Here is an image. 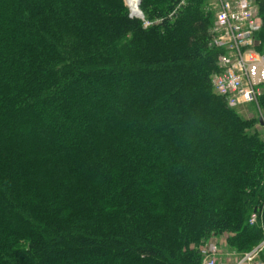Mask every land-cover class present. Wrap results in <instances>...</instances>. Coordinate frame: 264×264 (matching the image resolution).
<instances>
[{"label":"trees","instance_id":"trees-1","mask_svg":"<svg viewBox=\"0 0 264 264\" xmlns=\"http://www.w3.org/2000/svg\"><path fill=\"white\" fill-rule=\"evenodd\" d=\"M140 8L153 24L126 0H0V264H203L216 237L264 241V91L257 119L215 92L206 0Z\"/></svg>","mask_w":264,"mask_h":264},{"label":"built area","instance_id":"built-area-1","mask_svg":"<svg viewBox=\"0 0 264 264\" xmlns=\"http://www.w3.org/2000/svg\"><path fill=\"white\" fill-rule=\"evenodd\" d=\"M212 1L215 4L213 42L226 50L218 59L221 71L212 76L213 88L231 107L245 108L252 104L259 109V99L264 88V52L255 50V46L256 33L261 25L259 6L264 0ZM140 12L142 16L132 12L130 15L143 20L145 27L153 24ZM255 218L253 214L251 222ZM263 248L264 241L247 253L238 264L246 260L249 264H264L256 260ZM207 264H214V260H209Z\"/></svg>","mask_w":264,"mask_h":264},{"label":"rangeland","instance_id":"rangeland-1","mask_svg":"<svg viewBox=\"0 0 264 264\" xmlns=\"http://www.w3.org/2000/svg\"><path fill=\"white\" fill-rule=\"evenodd\" d=\"M140 4H141V1L139 3V8H140ZM126 6L129 10V14H131L128 3H126ZM206 6L214 10L215 12V7H214L215 4L212 0H206ZM214 27H215V22H214L213 29ZM212 32L214 33V31ZM263 91H264V88H263ZM237 111L245 119H257L258 116L262 114L261 109L254 107L252 104L246 105L245 108H237ZM258 129L260 132L263 131V129L260 126H258ZM253 249L247 253L252 252ZM263 250L264 248L262 249V251ZM202 251H204V254H205V255L203 254L204 255L203 264H207L209 260H214V264H238L240 261H242L245 258L247 254V253L239 254L235 249L229 247L226 244L225 235L216 237L214 241L212 242L210 241L209 243H205L203 245ZM262 251L256 257V260H261L264 262V251L263 252ZM248 262L249 261L246 260L242 264H249Z\"/></svg>","mask_w":264,"mask_h":264},{"label":"bare ground","instance_id":"bare-ground-1","mask_svg":"<svg viewBox=\"0 0 264 264\" xmlns=\"http://www.w3.org/2000/svg\"><path fill=\"white\" fill-rule=\"evenodd\" d=\"M141 0H139L138 4L133 5V3H131V0H127L126 3H128L129 7H130V11L133 14H137L138 16H142L141 12H140V8H139V3Z\"/></svg>","mask_w":264,"mask_h":264},{"label":"clouds","instance_id":"clouds-1","mask_svg":"<svg viewBox=\"0 0 264 264\" xmlns=\"http://www.w3.org/2000/svg\"><path fill=\"white\" fill-rule=\"evenodd\" d=\"M126 2H127V0H126ZM138 2H139V0H131V3H133V5L138 4Z\"/></svg>","mask_w":264,"mask_h":264}]
</instances>
